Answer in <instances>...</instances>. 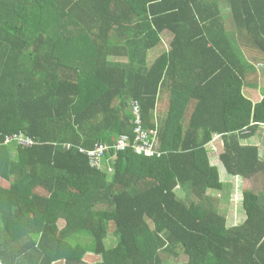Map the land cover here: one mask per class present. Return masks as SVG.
<instances>
[{
    "label": "trees",
    "instance_id": "1",
    "mask_svg": "<svg viewBox=\"0 0 264 264\" xmlns=\"http://www.w3.org/2000/svg\"><path fill=\"white\" fill-rule=\"evenodd\" d=\"M259 72L264 0H0V264H264ZM134 101L161 154L135 151ZM236 179L263 182L239 223Z\"/></svg>",
    "mask_w": 264,
    "mask_h": 264
},
{
    "label": "rangeland",
    "instance_id": "2",
    "mask_svg": "<svg viewBox=\"0 0 264 264\" xmlns=\"http://www.w3.org/2000/svg\"><path fill=\"white\" fill-rule=\"evenodd\" d=\"M112 60H116V59H112ZM257 78H259V80H258L259 85L257 87H253V88L246 87L244 89L245 96L247 98H249L253 103H256V102L260 101L264 97V91L262 90V88H263L262 85L264 83V73L263 72H259V76ZM251 81L253 83L256 80H255V78H252ZM161 97L162 98H161V100H159L158 104L161 105V107H164V106H166V103L168 102V97L167 98H163V96H161ZM260 128H261L260 129L261 130V136H264V126H261ZM255 139L256 138H253L251 140V142L253 141V144L254 143L255 144H260V145L264 144V140H262L260 138L259 139L257 138V140H255ZM222 149H223V145H222V143L220 141L211 142L207 146V150H208V154H209V157H210V160H211V164L219 167V169L221 171V177L223 178V180H226L228 178H227V175L225 173V169H224V167L222 165V162L219 159V154L222 151ZM260 182H259L258 185H256V183L253 182V181H248V180L247 181L246 180L242 181L240 179H236L234 185L229 184L228 190L226 192L222 193V198L223 199L228 198V202H229V212H227V214L236 223H239L241 221V219H242L240 211L238 210L239 207H240L239 206L240 205V200L239 199H240V197L242 195V189L245 188L247 190H251L252 188H256L257 187V190H260L261 188H259V187H261L262 183H263L262 180H260ZM1 183L5 184V186H7L5 182L2 181ZM209 193H211L212 195H216V196L220 195V192L212 191V192H209ZM65 223H66L65 220H61L60 223H59L60 227H64ZM74 243H75V241H74ZM85 259L89 263H94V262H96V260L98 258L94 257L93 254H88ZM52 260H53L52 264H63V262L60 263V262L54 260L53 258H52Z\"/></svg>",
    "mask_w": 264,
    "mask_h": 264
},
{
    "label": "built area",
    "instance_id": "3",
    "mask_svg": "<svg viewBox=\"0 0 264 264\" xmlns=\"http://www.w3.org/2000/svg\"><path fill=\"white\" fill-rule=\"evenodd\" d=\"M131 108L134 116L136 117V139L134 149L137 153L144 154L145 156H153L154 154H156L155 149L157 145H159L158 133L155 130H145L141 106L139 102H133ZM10 140L17 141L19 144H25L27 146H32L34 144V141L30 138L28 140H24L21 137L15 136L12 137ZM66 148L71 149V146L68 145L66 146ZM127 148L128 145L125 141H119L113 147V149H115L116 151H123ZM110 151V147H108L107 145L98 144L95 149L89 151L82 150L81 152L88 154L92 166L100 167L106 153Z\"/></svg>",
    "mask_w": 264,
    "mask_h": 264
},
{
    "label": "crops",
    "instance_id": "4",
    "mask_svg": "<svg viewBox=\"0 0 264 264\" xmlns=\"http://www.w3.org/2000/svg\"><path fill=\"white\" fill-rule=\"evenodd\" d=\"M167 40L170 41L169 38ZM168 112H169L168 103H166V106H164V107H161V105L158 104V107H157L156 111L154 112V120H155V122L160 123L161 120L164 119L167 116ZM258 136H259L258 134L255 136V138H256L255 140H257Z\"/></svg>",
    "mask_w": 264,
    "mask_h": 264
},
{
    "label": "clouds",
    "instance_id": "5",
    "mask_svg": "<svg viewBox=\"0 0 264 264\" xmlns=\"http://www.w3.org/2000/svg\"><path fill=\"white\" fill-rule=\"evenodd\" d=\"M134 102H138V101H134ZM133 103V102H132ZM132 103H131V105H132ZM140 104V103H139ZM141 106V105H140ZM152 130H155V131H157V133H158V130L157 129H152ZM158 138H159V134H158ZM159 140V139H158ZM97 146V145H96ZM126 150V149H125ZM124 151V150H123ZM155 151H156V154H154V155H157V154H161V152H160V141H159V145H157V147H156V149H155ZM104 161H106V157H104V159H103V162ZM101 166V165H100Z\"/></svg>",
    "mask_w": 264,
    "mask_h": 264
}]
</instances>
